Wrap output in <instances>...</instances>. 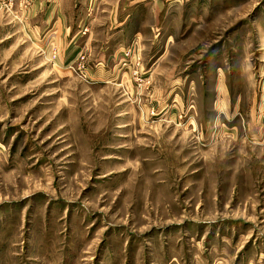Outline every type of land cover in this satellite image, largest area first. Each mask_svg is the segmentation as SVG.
<instances>
[{
    "label": "rangeland",
    "instance_id": "374dc122",
    "mask_svg": "<svg viewBox=\"0 0 264 264\" xmlns=\"http://www.w3.org/2000/svg\"><path fill=\"white\" fill-rule=\"evenodd\" d=\"M51 3L0 0V264H264V0Z\"/></svg>",
    "mask_w": 264,
    "mask_h": 264
},
{
    "label": "crops",
    "instance_id": "0c3cea01",
    "mask_svg": "<svg viewBox=\"0 0 264 264\" xmlns=\"http://www.w3.org/2000/svg\"><path fill=\"white\" fill-rule=\"evenodd\" d=\"M49 1V0H48ZM53 3H55V5L53 3L50 4V9L55 8L56 13H54V16H56V18H59L60 16V10L62 8V3H60V0H52ZM59 3V4H58ZM53 21V20H52ZM55 21H53L52 23H54ZM58 22V21H57Z\"/></svg>",
    "mask_w": 264,
    "mask_h": 264
}]
</instances>
